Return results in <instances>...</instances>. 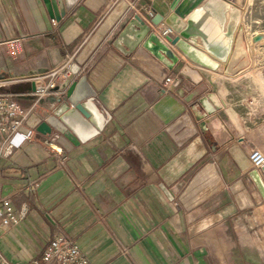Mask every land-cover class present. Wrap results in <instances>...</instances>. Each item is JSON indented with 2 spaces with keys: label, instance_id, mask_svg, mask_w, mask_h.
<instances>
[{
  "label": "crops",
  "instance_id": "1",
  "mask_svg": "<svg viewBox=\"0 0 264 264\" xmlns=\"http://www.w3.org/2000/svg\"><path fill=\"white\" fill-rule=\"evenodd\" d=\"M204 1L77 0L55 20L44 0H0V41L22 40L17 59L0 45V91L29 106V77L72 53V82L85 75L94 91L83 105L97 130L84 141L59 133L63 165L39 139L0 159V193L21 188L13 205L27 207L23 219L0 231L8 260L39 258L56 234L93 264H241L245 249H264L253 229L260 224L264 237V198L247 158L254 147L264 151V118L241 129L233 113L216 110L215 98L193 97L181 78L189 62L173 48L179 59L168 68L140 43L130 52L114 45L136 19L128 2L151 9L155 23L172 13L183 20ZM193 66L196 75L207 69ZM174 75L180 82L165 91L164 79ZM64 94L43 99L22 130L36 131Z\"/></svg>",
  "mask_w": 264,
  "mask_h": 264
},
{
  "label": "water",
  "instance_id": "2",
  "mask_svg": "<svg viewBox=\"0 0 264 264\" xmlns=\"http://www.w3.org/2000/svg\"><path fill=\"white\" fill-rule=\"evenodd\" d=\"M76 1L44 0V3L50 17L59 20ZM177 1L173 0L172 6ZM160 21V19H155V23ZM164 22L174 31V35L166 36L165 42L158 38L146 23L134 18L124 26L114 41V45L121 49V45H123L127 48L125 52H130L140 43L168 68H172L179 59L172 48L182 53L193 63L207 69L218 68L217 61L226 63L224 69L226 74L234 73L242 65L238 63L239 57L244 54L241 48V33L238 30L239 11L229 2L205 0L192 9L183 20L178 19L176 14L172 13L164 19ZM259 39V35L252 37V41ZM75 69L76 65H72L71 70L74 73H76ZM93 94L94 91L90 88L86 76L81 75L78 80L69 84L62 102L52 111V114L38 123L36 131L41 134H49L52 130L59 133L70 130L81 141L92 137L97 130L89 120L90 115L85 109L83 101ZM199 118L201 117L199 116ZM200 126L204 129L205 122H201ZM250 175L264 198L262 178L256 170H251ZM160 188L169 198L168 190L162 184Z\"/></svg>",
  "mask_w": 264,
  "mask_h": 264
},
{
  "label": "built area",
  "instance_id": "3",
  "mask_svg": "<svg viewBox=\"0 0 264 264\" xmlns=\"http://www.w3.org/2000/svg\"><path fill=\"white\" fill-rule=\"evenodd\" d=\"M133 12V17L139 18L146 23L150 30L162 41H166L167 35H174L173 29L164 22L154 23V16L151 9L136 6L128 2ZM56 24L55 20H52ZM5 52L12 59L21 55L22 40L20 37L0 41ZM74 54H66L55 66L44 71L35 72L29 78L34 81L33 102L29 106H23L8 94L0 91V159L8 157L14 149L18 148L25 141L39 139L40 142L52 153L58 156L60 165H63L66 156L63 155L61 147L57 145L58 131L49 134H39L32 128L22 130L26 127L29 116L34 112L43 99L48 96H60L65 88L74 79L75 73L71 70ZM180 82L178 75L167 76L164 79L163 89L171 90ZM5 83L0 80V86ZM39 133V132H38ZM249 166L264 177V151L254 147L247 154ZM29 186H35V181H30ZM21 188H14L7 194L0 193V231L16 225L26 216L27 207L22 205L15 208L13 198L17 196ZM126 253V249H122ZM0 264H93L88 256L70 238L63 234H56L43 250L39 258L32 259L25 263H13L8 260L0 251Z\"/></svg>",
  "mask_w": 264,
  "mask_h": 264
},
{
  "label": "rangeland",
  "instance_id": "4",
  "mask_svg": "<svg viewBox=\"0 0 264 264\" xmlns=\"http://www.w3.org/2000/svg\"><path fill=\"white\" fill-rule=\"evenodd\" d=\"M225 1L239 11L238 30L244 54L238 63L242 65L232 74L224 72L226 65L222 63L221 68L211 70L215 73L197 68L196 75L190 71L195 69L194 63L182 55L189 63L181 78L189 88L188 93L198 99L208 98L210 102L209 98H215L216 110L223 115V111L233 113L242 129L253 123L257 126L264 118V0ZM257 35L260 39L253 42L252 37ZM260 227L256 224L253 229L260 238L257 243H264V237L257 232ZM245 254L241 264H264V249L250 247L245 249Z\"/></svg>",
  "mask_w": 264,
  "mask_h": 264
},
{
  "label": "bare ground",
  "instance_id": "5",
  "mask_svg": "<svg viewBox=\"0 0 264 264\" xmlns=\"http://www.w3.org/2000/svg\"><path fill=\"white\" fill-rule=\"evenodd\" d=\"M198 2V1H197ZM183 4V3H182ZM185 5V4H184ZM181 7V6H180ZM179 10V9H178ZM256 42V41H253ZM205 104L207 106L208 109H212V106L210 105L209 101L205 100Z\"/></svg>",
  "mask_w": 264,
  "mask_h": 264
}]
</instances>
